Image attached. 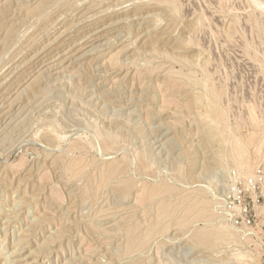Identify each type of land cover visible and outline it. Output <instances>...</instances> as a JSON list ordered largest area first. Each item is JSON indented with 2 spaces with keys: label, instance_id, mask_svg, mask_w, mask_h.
Segmentation results:
<instances>
[{
  "label": "rangeland",
  "instance_id": "obj_1",
  "mask_svg": "<svg viewBox=\"0 0 264 264\" xmlns=\"http://www.w3.org/2000/svg\"><path fill=\"white\" fill-rule=\"evenodd\" d=\"M263 30L264 0H0V264H264Z\"/></svg>",
  "mask_w": 264,
  "mask_h": 264
},
{
  "label": "bare ground",
  "instance_id": "obj_2",
  "mask_svg": "<svg viewBox=\"0 0 264 264\" xmlns=\"http://www.w3.org/2000/svg\"><path fill=\"white\" fill-rule=\"evenodd\" d=\"M263 33H264V30H263ZM260 34V33H259ZM233 150V149H232ZM233 153V152H232ZM234 159V158H233Z\"/></svg>",
  "mask_w": 264,
  "mask_h": 264
}]
</instances>
